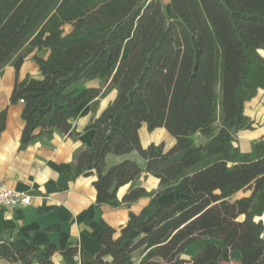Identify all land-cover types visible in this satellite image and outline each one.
I'll use <instances>...</instances> for the list:
<instances>
[{
    "label": "trees",
    "instance_id": "trees-1",
    "mask_svg": "<svg viewBox=\"0 0 264 264\" xmlns=\"http://www.w3.org/2000/svg\"><path fill=\"white\" fill-rule=\"evenodd\" d=\"M35 48L49 50L47 58L34 56L42 78L17 79L10 98L24 99L20 149L55 132L76 138L80 132L64 111L116 89L114 101L86 127L96 135L75 152L74 177L96 172L97 204L115 207L185 185L186 198L170 200L149 219L130 212L119 237L108 228L99 237L101 251L81 264H128L141 247L151 251L139 264L225 263L234 250L242 253L240 264H264V222L257 220L264 214V139L250 152L235 145L237 133L252 128L245 103L264 88V0L167 6L164 0H0V74L8 64L18 72ZM94 79L99 87L80 90ZM6 118L4 109L0 133ZM143 123L149 131L165 127L175 143L144 147ZM197 133L207 140L198 144ZM133 151L143 166L130 158L108 165L109 154ZM144 172L159 179L158 189L136 186L120 200L119 189ZM145 226L152 227L147 234L130 236ZM207 237L212 241L198 254L184 256ZM39 250L40 264H55L57 247L17 248L0 240V260L32 264ZM63 253L74 257L78 248Z\"/></svg>",
    "mask_w": 264,
    "mask_h": 264
},
{
    "label": "crops",
    "instance_id": "crops-1",
    "mask_svg": "<svg viewBox=\"0 0 264 264\" xmlns=\"http://www.w3.org/2000/svg\"><path fill=\"white\" fill-rule=\"evenodd\" d=\"M66 26L69 29L65 30ZM63 28L67 33L72 30L70 24ZM259 53L264 57V49H259ZM35 55L47 58L49 50L35 48L26 56L18 72L14 65L8 64L0 74V112L7 110L6 126L0 133V181L32 196L31 203L26 206L13 209L0 206V240L13 242L17 248H26L30 244L41 247L52 245L59 249L52 256L55 264H81L82 261L93 259L101 251L103 245L99 237L108 228H114L115 237H119L129 221L130 212L149 219L170 200L186 198L185 185L179 183L170 193L142 197L130 206L115 207L97 204V191L93 184L97 178L96 172L90 176L74 177L75 152L91 146L96 135L94 129L86 127L114 101L116 89L104 98H86L79 105L64 111L65 117L80 132L76 138L55 132L50 138L44 136L26 149H20L25 125L22 119L24 103L19 101L12 104L10 98L17 79L21 81L28 75L42 78ZM99 86L100 81L94 79L86 82L80 90ZM244 112L252 121V128L241 129L237 133L235 145L243 152H250L255 141L264 139V88H259L255 97L245 103ZM139 133L144 147L151 143H164L165 149H169L176 141L165 127L149 131L147 123L142 124ZM195 139L199 144L205 142L207 137L197 133ZM126 158L136 160L142 166L145 164L137 151L127 155L109 154L107 163L113 165ZM136 186H142L148 191L157 190L159 179L154 174L144 172L137 181L122 186L118 198L122 200ZM240 193L237 196L247 194ZM257 220L264 222L263 216L257 217ZM151 228H135L130 236L145 235ZM210 241L207 237L194 242L185 250L184 256L191 259ZM215 242L224 245L221 241ZM72 247L79 248L76 256L70 257L63 253ZM150 251L144 247L133 251L128 255V264H139ZM44 259L45 256L39 250L33 255L32 264H40ZM107 259L111 260V257ZM241 259L242 253L234 250L229 262L211 264H240ZM0 264L16 263L1 259Z\"/></svg>",
    "mask_w": 264,
    "mask_h": 264
},
{
    "label": "built area",
    "instance_id": "built-area-1",
    "mask_svg": "<svg viewBox=\"0 0 264 264\" xmlns=\"http://www.w3.org/2000/svg\"><path fill=\"white\" fill-rule=\"evenodd\" d=\"M24 102V99H20ZM32 201V196L26 192H22L10 187L6 182L0 181V206L9 209L18 206L29 205ZM79 251V248H78Z\"/></svg>",
    "mask_w": 264,
    "mask_h": 264
},
{
    "label": "rangeland",
    "instance_id": "rangeland-1",
    "mask_svg": "<svg viewBox=\"0 0 264 264\" xmlns=\"http://www.w3.org/2000/svg\"><path fill=\"white\" fill-rule=\"evenodd\" d=\"M164 2L166 3V6H167V5H168V0H164ZM167 11H168V13L171 15L169 8H167ZM66 29H69L68 26H66L65 30H66ZM241 194H242V193H240L239 195H241ZM262 216H263V219H264V214H263Z\"/></svg>",
    "mask_w": 264,
    "mask_h": 264
}]
</instances>
